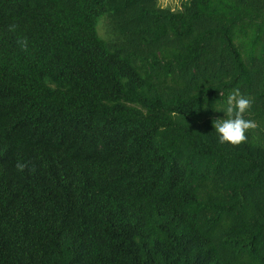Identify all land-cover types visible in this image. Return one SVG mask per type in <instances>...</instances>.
<instances>
[{"label": "trees", "instance_id": "1", "mask_svg": "<svg viewBox=\"0 0 264 264\" xmlns=\"http://www.w3.org/2000/svg\"><path fill=\"white\" fill-rule=\"evenodd\" d=\"M0 264H264V0H0Z\"/></svg>", "mask_w": 264, "mask_h": 264}, {"label": "clouds", "instance_id": "2", "mask_svg": "<svg viewBox=\"0 0 264 264\" xmlns=\"http://www.w3.org/2000/svg\"><path fill=\"white\" fill-rule=\"evenodd\" d=\"M16 27V25H10L9 30L15 31ZM26 46L27 41L25 40L22 42V47L26 48ZM251 106V99L242 95L239 89L229 94L223 110L224 118H215L212 121L220 144L239 146L247 141V133L257 126L255 121L245 119V114ZM27 167L26 163L16 164L20 172H24Z\"/></svg>", "mask_w": 264, "mask_h": 264}, {"label": "rangeland", "instance_id": "3", "mask_svg": "<svg viewBox=\"0 0 264 264\" xmlns=\"http://www.w3.org/2000/svg\"><path fill=\"white\" fill-rule=\"evenodd\" d=\"M180 1L181 0H159V4L163 7H170L172 9H175V8H178L180 6ZM101 22H102V20H100V22L98 23V27H97L99 35H100L101 30H102L101 29ZM223 146H225L226 148H232L233 147L231 144H223ZM235 148H237L241 151L246 150L241 145L236 146Z\"/></svg>", "mask_w": 264, "mask_h": 264}]
</instances>
